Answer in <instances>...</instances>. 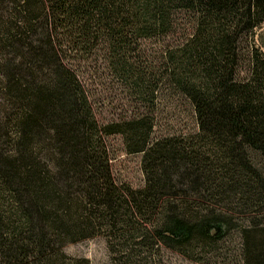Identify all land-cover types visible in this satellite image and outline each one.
Returning <instances> with one entry per match:
<instances>
[{"label":"trees","instance_id":"trees-1","mask_svg":"<svg viewBox=\"0 0 264 264\" xmlns=\"http://www.w3.org/2000/svg\"><path fill=\"white\" fill-rule=\"evenodd\" d=\"M263 24L264 0H0V264H89L63 248L99 234L115 264H214L233 232L235 264H264ZM98 56L135 98L106 123L81 77ZM157 96L195 130L154 136ZM113 134L143 186L114 181Z\"/></svg>","mask_w":264,"mask_h":264},{"label":"rangeland","instance_id":"rangeland-1","mask_svg":"<svg viewBox=\"0 0 264 264\" xmlns=\"http://www.w3.org/2000/svg\"><path fill=\"white\" fill-rule=\"evenodd\" d=\"M254 43L264 52V24L254 34ZM145 41L143 45H150ZM153 46V45H151ZM84 79L93 99L95 115L100 123L129 115L135 104V98L118 81V78L106 67L102 56L96 57L81 67ZM157 113L154 136L189 133L195 130L196 123L190 105L179 96L168 98L157 96ZM110 158L111 174L118 185L138 188L144 185V173L141 167V153H128L121 135L104 136ZM264 167V160H260ZM64 252L72 257L87 258L89 264H115L107 247L105 236L99 234L77 242L67 243ZM218 260L214 264H235L240 260V238L233 232L220 244ZM160 261L163 264H195L177 251L162 247Z\"/></svg>","mask_w":264,"mask_h":264}]
</instances>
